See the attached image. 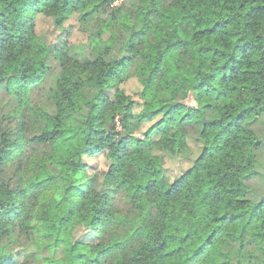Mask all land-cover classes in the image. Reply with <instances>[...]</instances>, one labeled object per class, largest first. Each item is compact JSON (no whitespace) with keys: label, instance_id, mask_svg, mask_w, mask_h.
Instances as JSON below:
<instances>
[{"label":"trees","instance_id":"obj_1","mask_svg":"<svg viewBox=\"0 0 264 264\" xmlns=\"http://www.w3.org/2000/svg\"><path fill=\"white\" fill-rule=\"evenodd\" d=\"M0 264H264V0H0Z\"/></svg>","mask_w":264,"mask_h":264},{"label":"rangeland","instance_id":"obj_2","mask_svg":"<svg viewBox=\"0 0 264 264\" xmlns=\"http://www.w3.org/2000/svg\"><path fill=\"white\" fill-rule=\"evenodd\" d=\"M94 2L95 0H91ZM38 28L37 31L40 35H43L45 32L49 31L50 24L43 19V17L38 19ZM78 20L76 18V15H73V17L69 20V22L66 24L67 28L70 30V39L69 43L73 45H80L87 41L88 36L81 32L79 30V27L77 26ZM127 89L128 94L134 95L135 87L132 83L127 84L125 86ZM196 149V147H195ZM194 149V150H195ZM198 156L197 150H195L193 158H186V157H178V158H166L165 166H166V175L169 176L172 180L174 177L181 175L182 172L189 169L192 165V162L195 160V158ZM90 164H92L94 167L98 168L102 164V158L97 157L92 160H89Z\"/></svg>","mask_w":264,"mask_h":264}]
</instances>
